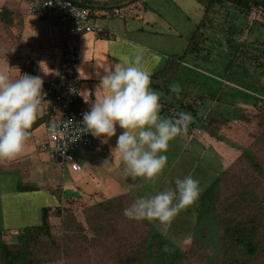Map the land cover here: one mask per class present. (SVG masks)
<instances>
[{"label":"rangeland","instance_id":"rangeland-1","mask_svg":"<svg viewBox=\"0 0 264 264\" xmlns=\"http://www.w3.org/2000/svg\"><path fill=\"white\" fill-rule=\"evenodd\" d=\"M88 5L95 7L92 11L104 7L93 2ZM253 12L256 14L252 15ZM231 15L215 17L214 25L206 31L210 36L207 44L211 59L206 63L203 60L198 62V66L206 70L205 73L217 80L209 81L212 84L209 86L218 91L216 100L196 101L200 125L187 137L178 136L169 143L166 153L168 165L162 174L151 180H133L125 173L122 161L116 160L114 155H105L101 145L99 151L96 148V152L75 154L82 167L81 172L69 174L65 171L62 174L58 164L49 163L66 189L74 190L76 195L63 199L61 212L54 211L51 214L52 233L60 240V251L58 253L54 247L49 248L47 252L52 259L45 264H126L121 259L131 256L132 246L141 241L150 226L177 247L189 249L199 223L196 211L199 199L163 227L156 222L136 221L123 215L125 206L135 198L154 195L165 188L174 187L175 178L192 175L199 180L202 194L221 177V204L227 206L237 199L241 208L239 219L262 202L264 75L253 68L247 57H234L224 33L229 27L237 26L245 34L239 38L240 41L250 43L257 37L264 40V11L254 9L247 21L234 11H231ZM191 17L195 20V13ZM94 19L92 16L93 26L99 23V20ZM250 26L254 28L252 33L248 31ZM246 93L255 95L263 103L258 104L257 100L248 98ZM162 97L163 102L171 100L165 94ZM174 106L178 107L177 103ZM82 108L78 102L71 106V109ZM244 152H249L260 167L254 169ZM240 194H246L250 202L257 200L254 205L248 200L242 202L244 199L240 198ZM99 203L106 205V209L98 206ZM224 211V216L229 220L236 217L232 209L225 208ZM214 233L215 230H209L208 237ZM259 239L263 245L262 251L250 264H264V226L260 230ZM215 247V240L209 238L208 247L199 248L193 258L182 264H223L220 257L216 256Z\"/></svg>","mask_w":264,"mask_h":264},{"label":"crops","instance_id":"crops-1","mask_svg":"<svg viewBox=\"0 0 264 264\" xmlns=\"http://www.w3.org/2000/svg\"><path fill=\"white\" fill-rule=\"evenodd\" d=\"M28 1L0 0V70L12 78H18L21 73L40 76L47 86L56 78L61 66L63 34L54 14H28ZM124 1L81 2L104 6L97 11H92L93 6L89 9L94 21L99 20L92 25L99 33L85 34L80 39L82 94L90 100L95 99L94 92L104 74L103 66L131 60L137 52H142L143 67L151 76L170 56L182 54L208 2L129 0L122 3ZM194 13L195 20L191 17ZM78 103L84 107L82 109L87 108L84 99ZM47 106L44 99L23 151L14 159L0 161V264H6L3 243H17L21 230L40 223L43 208L53 209L52 214L63 199L74 196V190H67L49 165L52 164L49 158L39 152V147L47 141ZM121 131L123 129L117 126V135ZM115 143V136L107 144L102 143V138H96L97 151L101 145L105 155H114L121 161L118 155L111 154ZM60 170L62 174L65 172Z\"/></svg>","mask_w":264,"mask_h":264},{"label":"trees","instance_id":"trees-1","mask_svg":"<svg viewBox=\"0 0 264 264\" xmlns=\"http://www.w3.org/2000/svg\"><path fill=\"white\" fill-rule=\"evenodd\" d=\"M257 8L264 11V0H208L204 6V16L196 26L193 35L187 40L185 51L182 54L170 56L151 75V88L161 96V115L170 118L176 112L184 111L191 113L193 117L187 130L179 137H187L200 125L198 108L195 106L196 101L216 100L215 95L218 91L209 86L211 84L209 81L217 80L205 73L204 68L198 66L200 60L206 63L211 59V51L207 44L210 36L206 31L214 25L216 16L232 17L231 11H234L235 14L243 16L247 21L251 12ZM252 29L254 28L250 26L248 31L252 33ZM243 31L237 26L229 27L224 33L227 44L236 59L241 55L247 57L253 68L264 75V40L257 37L250 43L245 40L240 41L239 38L245 35ZM218 81L222 83L220 80ZM213 84H217V82ZM225 86L227 87V85ZM174 89H178V92L173 91ZM46 90L47 86H44V91ZM163 94L169 96L171 100L163 102ZM246 95L248 98L257 100L258 104L263 103L253 94L246 93ZM53 99V96L50 95L45 98V101L50 105ZM219 101L221 100L219 99ZM174 103H177L178 107L174 106ZM49 117L48 113L46 121ZM244 155L252 163L254 169L260 167L249 152H244ZM222 182L223 179L219 177L200 195L196 210L199 223L189 249L183 250L177 247L165 235L150 226V230L141 241L132 246L131 256L121 259L122 263L182 264L193 258L199 248L208 247L209 238H213L216 242L214 249L216 256L220 257L223 264H250V261L257 257L263 248L259 235L264 226V199L259 206L254 207L253 211L248 212L246 209L248 215L241 219L238 218L241 208L237 199L228 203L227 206L224 205L225 208L232 209L236 213V217L229 220L224 216L225 208L220 201L219 193ZM240 198L244 199L242 202L249 201L246 194L244 196L240 194ZM256 200L249 202L254 205ZM98 206L105 207L106 205L99 203ZM52 210L43 208L40 223L21 230L17 243L5 242L2 244L1 248L6 264H45L52 259L47 252L49 248L54 247L59 253L60 240L54 237L50 223ZM54 211L60 213L61 206ZM210 227L214 228L210 229ZM209 230H215L214 236L208 237ZM165 247L169 251H164Z\"/></svg>","mask_w":264,"mask_h":264},{"label":"clouds","instance_id":"clouds-1","mask_svg":"<svg viewBox=\"0 0 264 264\" xmlns=\"http://www.w3.org/2000/svg\"><path fill=\"white\" fill-rule=\"evenodd\" d=\"M103 73L94 100L75 88L69 89L89 104L88 111L82 114L79 130L102 138L105 144L115 136L111 154L120 157L125 173L133 180L158 177L168 165L169 143L187 130L193 120L191 113L179 111L170 118L161 115V96L151 88V76L143 67L142 52H137L131 60L103 66ZM45 96L40 76L21 73L18 78H12L0 70V161L14 159L23 151ZM117 126L123 129L119 135ZM56 131L57 125L50 123L49 132ZM201 192L199 180L192 175L175 178L174 187L135 198L125 206L123 215L163 227L193 205ZM164 251L169 249L165 247Z\"/></svg>","mask_w":264,"mask_h":264},{"label":"built area","instance_id":"built-area-1","mask_svg":"<svg viewBox=\"0 0 264 264\" xmlns=\"http://www.w3.org/2000/svg\"><path fill=\"white\" fill-rule=\"evenodd\" d=\"M99 1V0H83ZM77 0H29L27 12L30 15L54 14L57 26L63 34L61 66L56 78L50 81L45 91L47 98L53 100L48 105L49 119L45 122L47 141L39 147V152L58 164L63 171L78 173L81 165L75 158L77 153H91L96 149V138L91 133H82L78 125L82 114L89 109H71V106L83 100L79 94L69 91L75 88L82 92L80 78L81 50L80 39L85 34L99 33L91 24L89 8L79 6ZM256 13L253 12L252 15ZM81 24H80V17ZM50 123L57 125L56 133L49 132Z\"/></svg>","mask_w":264,"mask_h":264},{"label":"water","instance_id":"water-1","mask_svg":"<svg viewBox=\"0 0 264 264\" xmlns=\"http://www.w3.org/2000/svg\"><path fill=\"white\" fill-rule=\"evenodd\" d=\"M79 6H82V7H85V8H89V9H91L92 7H90V6H88V5H86L85 3H78V2H76Z\"/></svg>","mask_w":264,"mask_h":264}]
</instances>
